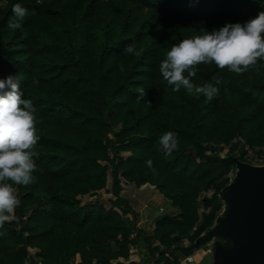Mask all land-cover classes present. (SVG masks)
<instances>
[{
	"label": "trees",
	"instance_id": "trees-1",
	"mask_svg": "<svg viewBox=\"0 0 264 264\" xmlns=\"http://www.w3.org/2000/svg\"><path fill=\"white\" fill-rule=\"evenodd\" d=\"M16 3L35 14L12 30ZM261 11L264 0L0 3V79L19 76L40 135L36 182L16 186L19 222L0 228V264H23L28 246L36 248L40 264H117L127 258L134 222L124 216L129 206L118 195L120 181L148 182L177 208L143 236L147 249L157 251L163 264L188 255L193 247L180 241L191 243L213 223L235 160L248 149L264 154V62L239 76L199 65L193 83L221 81L212 101L174 92L159 64L173 44L201 35V29L244 23ZM129 44L140 55L125 53ZM139 87L146 93L142 100ZM168 131L178 139L171 155L158 142ZM219 144L227 145L222 155ZM108 167L109 205L81 203L83 194L105 190Z\"/></svg>",
	"mask_w": 264,
	"mask_h": 264
},
{
	"label": "clouds",
	"instance_id": "clouds-1",
	"mask_svg": "<svg viewBox=\"0 0 264 264\" xmlns=\"http://www.w3.org/2000/svg\"><path fill=\"white\" fill-rule=\"evenodd\" d=\"M12 14L8 27L16 30L27 16L35 13L16 3L12 5ZM200 32L201 35L173 44L159 64L161 76L174 92L184 89L189 96L197 99L204 96L212 101L220 93L221 81L193 83L199 65L215 64L219 70L227 69L239 76L264 62V11L244 23H226L218 30L201 29ZM124 52L140 55L131 44L125 46ZM137 93L139 100L146 94L143 87L137 88ZM37 123L33 101L24 98L19 76L0 79V228L5 223L19 222L16 209L21 200L16 186L36 182L34 173L39 170L36 160L40 155ZM158 142L165 155L178 149L175 132H164ZM146 165L155 173L150 159Z\"/></svg>",
	"mask_w": 264,
	"mask_h": 264
},
{
	"label": "water",
	"instance_id": "water-1",
	"mask_svg": "<svg viewBox=\"0 0 264 264\" xmlns=\"http://www.w3.org/2000/svg\"><path fill=\"white\" fill-rule=\"evenodd\" d=\"M235 165L241 171L224 196L227 216L210 225L192 245L230 233L239 246L228 255L231 264H264V165L240 160Z\"/></svg>",
	"mask_w": 264,
	"mask_h": 264
},
{
	"label": "crops",
	"instance_id": "crops-1",
	"mask_svg": "<svg viewBox=\"0 0 264 264\" xmlns=\"http://www.w3.org/2000/svg\"><path fill=\"white\" fill-rule=\"evenodd\" d=\"M107 184L105 186L106 189L100 191L99 196L100 198H104L105 200L107 199L108 202L109 199L114 198L111 189V179ZM118 195L123 198V200L129 206V209L124 213V216L134 222V235L130 238V243H128V257L125 259H119L117 264H163V262L158 257L157 251L150 252L147 249V244H145L143 236L151 234L154 222L159 217L176 213L177 208L174 206L172 207L170 201L162 194H160L154 188V186L152 184H149L148 182L136 185L134 183H124L120 181ZM150 197L155 198L157 203H159L156 205V207L149 203ZM98 202L104 205L103 201ZM108 205L109 202L106 206ZM165 207L167 211L165 210ZM207 229L202 231L194 241H196L201 235H203L207 231ZM194 241L189 243L186 238H183L180 241V244L182 245H191L193 247V250L188 254L191 258L189 261H186L184 259V257L188 256L186 255L180 257L175 264H202V262L200 261L204 254V248H202V245H206L208 241L200 243L198 245H192ZM156 243V241H153L150 245ZM35 251V247H27L28 257L30 259L36 257ZM165 255L167 259H171L172 257L171 254L168 253V251L165 252Z\"/></svg>",
	"mask_w": 264,
	"mask_h": 264
},
{
	"label": "rangeland",
	"instance_id": "rangeland-1",
	"mask_svg": "<svg viewBox=\"0 0 264 264\" xmlns=\"http://www.w3.org/2000/svg\"><path fill=\"white\" fill-rule=\"evenodd\" d=\"M4 0H0V3H3ZM109 138L112 139L113 135L112 133H109ZM113 140V139H112ZM115 143V140H113ZM217 147V146H216ZM264 149V147L262 148ZM109 153L111 154L113 152V149L109 148ZM219 154H224L227 150V145L226 144H219L217 149H216ZM127 151L121 150L119 154L121 155H126ZM244 163L248 164H255V165H264V154L258 155L257 152L254 149H248L247 152L244 154L243 160ZM241 169L234 164L233 168L229 171L228 175V182L226 183L225 187L221 191V205L217 211L216 217L213 221V224H215L218 219L224 218L227 216L229 212V207L226 204L225 200V194L229 188V186L236 180L237 174L240 173ZM106 184L110 182L111 179V171L110 168L108 167L106 169ZM108 185V184H107ZM106 186V185H105ZM106 189V188H105ZM202 194H209V191L202 192ZM100 192L92 195L88 194H83L80 196V201L81 203H88L91 201L98 202V201H103L104 205L106 206L108 204L107 199L105 200L104 198H100ZM150 204L156 207L157 201L155 198L150 197ZM173 207V206H172ZM165 210L167 211L166 207ZM239 247L233 240L232 236L230 233H226L223 235H217L210 240H208L206 245H202V248H204V254L201 258L202 264H231L230 258L228 255L235 249Z\"/></svg>",
	"mask_w": 264,
	"mask_h": 264
},
{
	"label": "built area",
	"instance_id": "built-area-1",
	"mask_svg": "<svg viewBox=\"0 0 264 264\" xmlns=\"http://www.w3.org/2000/svg\"><path fill=\"white\" fill-rule=\"evenodd\" d=\"M134 235V232L131 231L130 234H129V237H132ZM184 259L186 261H189L190 260V256H186L184 257ZM23 264H40L39 260H38V257H34V258H29L28 256H26L25 260H24V263ZM178 264V263H177Z\"/></svg>",
	"mask_w": 264,
	"mask_h": 264
},
{
	"label": "bare ground",
	"instance_id": "bare-ground-1",
	"mask_svg": "<svg viewBox=\"0 0 264 264\" xmlns=\"http://www.w3.org/2000/svg\"><path fill=\"white\" fill-rule=\"evenodd\" d=\"M191 259V258H190Z\"/></svg>",
	"mask_w": 264,
	"mask_h": 264
}]
</instances>
